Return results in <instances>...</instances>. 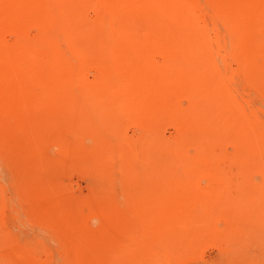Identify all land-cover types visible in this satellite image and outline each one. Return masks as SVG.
Segmentation results:
<instances>
[{"label":"rangeland","instance_id":"obj_1","mask_svg":"<svg viewBox=\"0 0 264 264\" xmlns=\"http://www.w3.org/2000/svg\"><path fill=\"white\" fill-rule=\"evenodd\" d=\"M27 1L0 0V264H121L135 243L140 264H264V174L237 142L248 128L264 150V92L231 46L240 11L181 0L208 45L183 55L127 46L148 0H45L90 41L119 44L75 52L68 23L58 40L44 14L15 22L7 8ZM173 71L197 78L180 89L208 110L166 104Z\"/></svg>","mask_w":264,"mask_h":264},{"label":"bare ground","instance_id":"obj_2","mask_svg":"<svg viewBox=\"0 0 264 264\" xmlns=\"http://www.w3.org/2000/svg\"><path fill=\"white\" fill-rule=\"evenodd\" d=\"M221 2L212 0V5L220 8V4L224 3L223 6H226V8L234 7L241 13L242 18H239L238 22L233 21L229 29L233 36L230 40L231 46L238 53L241 66L248 72V78L264 92V18L261 13L264 11V0L248 4H229V6L225 5L226 2ZM27 4L26 6L24 3H20L13 8H7L9 14L19 16L15 22H20L29 16L39 18L44 14V16L53 20L55 24L54 35L58 40L67 37V35L63 36L62 34L66 23H68V28L72 32L74 31L68 37L70 42L68 46L69 49H73L75 52L78 50L77 41L79 39H89L88 34L84 32L86 31L85 28L76 26V20L71 19L70 16L65 15L62 11L59 13L55 11L54 9H57L55 5H53L52 9L45 5V0H28ZM141 9L135 14L131 32L133 40L127 44L128 47H135L137 49L155 47L182 50L183 55L190 51V49L204 52L208 48V45L202 41L201 32L193 24L191 14L181 0H148V8L144 6ZM8 19H10L9 16ZM89 43L95 45V47L97 45L100 50L116 49L119 46L117 43L106 41L103 37H99V41H90L89 39ZM64 71L68 75L67 66ZM171 73V75H167L166 84L161 85L158 91L161 92L166 104L169 103V107L174 108V112L182 111L179 99L185 97L189 99L188 101L192 100L189 102L187 110L193 111L194 109H199L206 111L209 109L204 104V101L201 100L203 98L201 94H192V92L180 89L179 82L190 83L196 81L197 78L188 77L187 74H183L181 71H173ZM59 79L55 74V81H59ZM240 121L242 123L243 120ZM243 124L246 125L247 123L244 122ZM245 130L237 135V142H240L238 150L242 153L241 160L243 159L244 163L247 161L246 164L252 162L253 166L255 164L257 170L264 174V167L258 163L259 160L261 162L264 161V150L258 149V147L262 146V143L256 142L252 138V135L248 132V128ZM96 142L99 144L104 141L98 139ZM131 160L134 161V159H128L123 163L127 172L136 174L139 178H142V175L137 174V163ZM102 164L106 165L108 171H115L114 159H104L102 160ZM106 194L100 196L102 202L100 201L97 205L99 209L100 207L104 210L111 209L110 203H108L111 193H108L109 195ZM107 196L109 198H106ZM140 247L142 248V246L135 243V245H129L123 249L119 257L124 260L120 261V263L140 264Z\"/></svg>","mask_w":264,"mask_h":264}]
</instances>
